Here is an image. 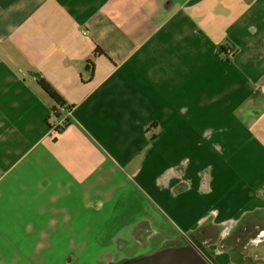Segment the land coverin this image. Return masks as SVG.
<instances>
[{
  "label": "crops",
  "instance_id": "1",
  "mask_svg": "<svg viewBox=\"0 0 264 264\" xmlns=\"http://www.w3.org/2000/svg\"><path fill=\"white\" fill-rule=\"evenodd\" d=\"M172 3L0 0V264H73V242L62 253L57 238L75 234L86 211L87 223L98 218V192L111 193L117 169L126 177L118 197L136 187L138 203L182 217L184 230L212 211L207 224L226 223V234L233 219L264 230V28L242 37L251 56L238 67L210 54L236 15L264 24V0H202L177 14ZM89 15L103 23L89 27L100 40L78 53L87 36L65 29ZM41 72L71 113L53 115ZM205 173L213 193L202 197ZM179 180L190 188L172 206ZM5 218L34 238L31 252L11 246ZM259 245L255 255L264 236ZM111 248H92L90 264Z\"/></svg>",
  "mask_w": 264,
  "mask_h": 264
},
{
  "label": "water",
  "instance_id": "2",
  "mask_svg": "<svg viewBox=\"0 0 264 264\" xmlns=\"http://www.w3.org/2000/svg\"><path fill=\"white\" fill-rule=\"evenodd\" d=\"M186 1L173 0L172 4L178 2L179 5L175 7L177 8ZM171 12L172 10L169 9L168 16ZM153 22L161 24L163 17ZM65 30L67 32L82 30L87 36L85 41H81V47L76 49L78 53L87 50L100 40V37L95 36L94 31L89 30L88 27H78L76 23L72 28ZM45 75L41 72L39 78ZM235 220L233 219L228 234L223 231V225L226 223L215 224L214 228L208 230L207 237L201 238L198 247L189 244L180 236L173 235L162 221L143 219L137 222L136 220L119 230L120 233L113 239L114 246L98 253L94 264H219L218 259L225 252L235 257L232 260L234 264H263V259L254 260L249 255L260 250V239L263 238L264 233L262 234V231L249 221L239 228ZM159 234L163 236L161 241L156 240ZM229 235H232L233 239L227 238Z\"/></svg>",
  "mask_w": 264,
  "mask_h": 264
},
{
  "label": "flooded vegetation",
  "instance_id": "3",
  "mask_svg": "<svg viewBox=\"0 0 264 264\" xmlns=\"http://www.w3.org/2000/svg\"><path fill=\"white\" fill-rule=\"evenodd\" d=\"M199 1L202 0H187L183 5L175 8L174 12L177 14L187 7V6H193L196 5ZM179 5L178 2L174 3ZM108 11L106 9L103 12H100L103 15H106L104 12ZM100 15V14H99ZM99 16H86L82 17V19L78 22H76V26L78 27H91L93 24H103L100 23L101 21L98 20ZM101 17V16H100ZM245 16L243 15H236V19L234 21H227L223 26V34L222 36H213L211 39V50L210 54L211 56L217 60H219L225 68H231V67H238V65L243 61L249 59L251 56L250 52L251 49H243L242 44L240 43V40L242 37H255L253 35L258 36L257 33L261 30V28H264V24H244ZM95 20V21H94ZM264 32V29L260 32ZM258 36L257 38H259ZM216 62V60H215ZM212 62V66L216 67L217 62ZM41 74V73H39ZM39 74L37 77L39 78ZM180 171V170H179ZM181 172V171H180ZM169 185V184H168ZM190 188V183L186 180H179L177 184L171 188V196L173 198L172 206H175V199L179 197L181 194L185 193ZM199 194L202 197H206L207 195H210L213 193V190H211V187L209 186V175L205 173L201 178V186L198 187ZM134 194V195H131ZM142 195L140 190H138L136 187H132L130 190L126 191V193L118 197V201L122 202V206L125 207V205H129L131 201L134 202L136 197ZM142 209L139 213L136 214L134 217L135 219L133 221H142L143 219L150 220L151 218H159L161 221L165 223L166 226H168L169 230L173 235L180 236V238L187 241L189 244L198 247V243L201 242V238L207 237L208 230L212 227L211 225H208L207 223L211 220V218L216 219V215H214V211L211 213H207L203 217L199 219L191 228L189 229H181L172 219L170 216L167 215V213L163 210L157 207L154 203H152L149 199H144L142 201L141 205ZM125 208L118 209L117 212L114 214L113 222L116 221L117 217H119V214H121ZM6 220L2 224L3 231L5 232H12L10 239L13 244H11L12 247H16L21 250L22 252H31V248L34 246V238L32 236L26 235L21 232L19 226L14 225V223H11L10 220ZM9 219V218H8ZM93 219L92 213L89 211L84 212L83 216L75 222V228L82 229L85 225H87V222H90ZM264 219V218H262ZM253 221V219L251 218ZM119 221V218H118ZM236 221V220H235ZM130 224V223H129ZM14 225V226H11ZM114 225V224H113ZM128 225V224H127ZM124 225H122L120 228L114 227L112 232L110 233V230H106V228L102 227L100 231L98 232V236L96 239V244L98 245V248L104 249V248H111L113 247V239L115 236H117L120 233V229L123 228ZM209 226V227H208ZM224 231V230H223ZM67 232L60 233L57 241H56V249L62 251H69V247L67 245L68 236L71 234ZM204 233L205 236H202ZM264 233V230H262V234ZM68 234V235H67ZM163 239L162 234H159L156 238L157 241H161ZM257 249V247L255 248ZM254 249V251H255ZM264 251L262 253H259L255 255V253H252L249 255L252 259L257 260V258H261L264 260ZM204 255L207 256L205 252H203ZM70 256L66 258V264L70 263ZM235 257L231 256L229 253L227 254V257H223V259L219 260V264H226L221 263L224 261L227 262V264H234L232 260H234ZM57 261V259H54ZM228 260V261H227ZM35 264H43L41 262H35Z\"/></svg>",
  "mask_w": 264,
  "mask_h": 264
},
{
  "label": "rangeland",
  "instance_id": "4",
  "mask_svg": "<svg viewBox=\"0 0 264 264\" xmlns=\"http://www.w3.org/2000/svg\"><path fill=\"white\" fill-rule=\"evenodd\" d=\"M53 115L59 116L61 113L57 109L52 110ZM56 117V116H55ZM54 117V120H55ZM53 120V121H54ZM122 176V178H120ZM124 173L117 169L116 173H112L110 171L109 174V185H110V191L111 193H108L105 195L104 193L98 192V200L96 201L97 205V215L98 218L94 220L93 223H87V227H84L82 229H76V233L71 235V237H68L70 241L73 242L74 247V256L76 257V261L72 263L73 264H85L89 263L91 257H88L89 255H92L91 249L92 248H98V245L96 244V239L98 236V232L102 227L106 228V230H110V233L114 229V227L120 228L122 225H127L134 220L137 213L140 212L142 209V200L137 202V198L129 205L122 206V202H119L117 200L118 196L121 193L120 185L121 182L125 179ZM126 192V191H125ZM115 197H117L115 199ZM77 198L70 200L67 203V206L72 207L76 204ZM125 208V210L119 214V217H117L116 221L112 223L114 214L117 212L118 209ZM139 211V212H138ZM184 216V215H183ZM119 218V221H118ZM182 217H178L177 225L183 226L184 223L182 222ZM114 224V225H113ZM182 229V228H181ZM71 238H75L74 240H71ZM227 238L233 239L232 235L227 236ZM235 239V238H234Z\"/></svg>",
  "mask_w": 264,
  "mask_h": 264
},
{
  "label": "trees",
  "instance_id": "5",
  "mask_svg": "<svg viewBox=\"0 0 264 264\" xmlns=\"http://www.w3.org/2000/svg\"><path fill=\"white\" fill-rule=\"evenodd\" d=\"M39 84L47 91V93L52 97V99L61 105H66L65 99L59 93V91L54 87V85L46 78H38Z\"/></svg>",
  "mask_w": 264,
  "mask_h": 264
},
{
  "label": "built area",
  "instance_id": "6",
  "mask_svg": "<svg viewBox=\"0 0 264 264\" xmlns=\"http://www.w3.org/2000/svg\"><path fill=\"white\" fill-rule=\"evenodd\" d=\"M53 109H57L58 111H60V113H61V112L71 113V110H70V108H69L68 106H66V105H61V104H59V103H55L54 106H53ZM55 116H56V115H55ZM61 124H62V123L59 122V123H57V126L60 127ZM64 124H66L65 121H63V127H64ZM61 129H63V128H61Z\"/></svg>",
  "mask_w": 264,
  "mask_h": 264
}]
</instances>
